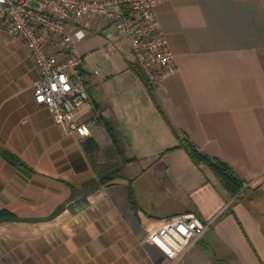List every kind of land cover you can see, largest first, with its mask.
<instances>
[{
    "label": "crops",
    "instance_id": "1",
    "mask_svg": "<svg viewBox=\"0 0 264 264\" xmlns=\"http://www.w3.org/2000/svg\"><path fill=\"white\" fill-rule=\"evenodd\" d=\"M157 16L177 69L154 89L133 70L127 38L108 39L113 27L76 30L89 93L82 138L34 101V61L0 28V147L34 170L26 178L0 155V209L18 216L0 222V264H160L146 228L181 213L210 224L179 264H264V0H163ZM99 116L112 121L129 174L85 192L95 142L117 161ZM173 129L253 189L229 207L207 168L183 148L165 152L178 143Z\"/></svg>",
    "mask_w": 264,
    "mask_h": 264
},
{
    "label": "built area",
    "instance_id": "2",
    "mask_svg": "<svg viewBox=\"0 0 264 264\" xmlns=\"http://www.w3.org/2000/svg\"><path fill=\"white\" fill-rule=\"evenodd\" d=\"M162 1L0 0V28L20 37L34 61V101L46 107L57 124L82 138L90 133L84 119L89 93L76 30L84 35L88 23L95 30L113 27L106 32L108 39L127 38L135 61L156 88L177 69L157 16ZM209 224L181 213L148 225L145 237L162 251L160 264H179Z\"/></svg>",
    "mask_w": 264,
    "mask_h": 264
},
{
    "label": "trees",
    "instance_id": "3",
    "mask_svg": "<svg viewBox=\"0 0 264 264\" xmlns=\"http://www.w3.org/2000/svg\"><path fill=\"white\" fill-rule=\"evenodd\" d=\"M132 68L135 73L144 81V83L149 89H154L149 84L147 78L145 77L143 71L141 70L136 61H134V63L132 64ZM99 121L101 122L105 132L107 133L108 138L111 141V147L117 157V161L116 163L104 161L103 157L105 151L99 149L97 143L95 142L94 151H91L92 154H90V161L96 173V179L86 185L85 192L98 189L104 185L113 184L118 178L122 176L124 164L123 161L125 162V160H131L126 159L124 156V149L120 144V140L116 134L115 129L113 128L112 121L104 119L101 116H99ZM173 131L177 136L178 143L175 146L166 149L165 152L176 148H183L188 153L190 159L195 165L200 168H207L209 172L217 179L220 186L225 190L228 197L232 199L229 207H231L235 202L243 200L244 196L249 191H251V189H253L251 186L252 184L248 185L249 181H246L245 179L241 178L236 172V170L226 161L216 156H211L205 153L196 145H194L186 135L178 133L177 131H175V129H173ZM0 155L12 165H14L19 170V172L22 173L26 178L34 172V170L29 167L19 156H17L11 151L0 147ZM127 187L130 207L133 210H138L140 208V205L138 204L131 180H128ZM71 189L74 193L79 191V189L74 185H71ZM61 208L62 207H60L59 209ZM229 211H231V209H229ZM17 219L18 216L11 210L7 208L0 209V222ZM216 264L222 263L217 262Z\"/></svg>",
    "mask_w": 264,
    "mask_h": 264
},
{
    "label": "rangeland",
    "instance_id": "4",
    "mask_svg": "<svg viewBox=\"0 0 264 264\" xmlns=\"http://www.w3.org/2000/svg\"><path fill=\"white\" fill-rule=\"evenodd\" d=\"M130 56H131V55H130ZM131 57H132V56H131ZM93 125L98 126L99 123H97L96 121H94V122H93ZM101 131H102V130H101ZM125 158L128 159V156L125 155ZM125 158H124V159H125ZM124 159H123V160H124ZM125 162H126V160H125ZM125 162L123 161L124 164H125ZM124 164H123V165H124ZM119 165H120V164H119ZM128 174H129V169H128V168H127L126 170L124 169L123 172H122V175L125 176V175H128Z\"/></svg>",
    "mask_w": 264,
    "mask_h": 264
}]
</instances>
